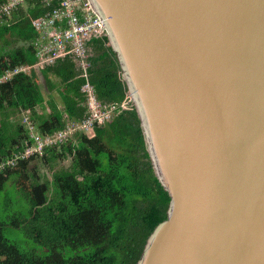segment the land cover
I'll list each match as a JSON object with an SVG mask.
<instances>
[{
    "label": "water",
    "instance_id": "obj_1",
    "mask_svg": "<svg viewBox=\"0 0 264 264\" xmlns=\"http://www.w3.org/2000/svg\"><path fill=\"white\" fill-rule=\"evenodd\" d=\"M165 219L135 264H264V0H88Z\"/></svg>",
    "mask_w": 264,
    "mask_h": 264
},
{
    "label": "trees",
    "instance_id": "obj_2",
    "mask_svg": "<svg viewBox=\"0 0 264 264\" xmlns=\"http://www.w3.org/2000/svg\"><path fill=\"white\" fill-rule=\"evenodd\" d=\"M33 5L0 24V77L37 60V33L28 16L51 7ZM88 46L85 78L65 58L37 70L42 82L35 73L19 72L0 83V163L33 143L21 122L24 112L38 136L60 132L67 119L86 117L85 83L101 104L117 107L110 122L93 127L91 137L76 132L44 148L41 165L50 176L28 168L37 155L0 172V264H135L165 219L169 198L153 175L136 114L118 108L126 88L114 53L105 37ZM67 159L68 166L54 170L55 162Z\"/></svg>",
    "mask_w": 264,
    "mask_h": 264
},
{
    "label": "built area",
    "instance_id": "obj_3",
    "mask_svg": "<svg viewBox=\"0 0 264 264\" xmlns=\"http://www.w3.org/2000/svg\"><path fill=\"white\" fill-rule=\"evenodd\" d=\"M51 8L43 15L32 18L28 16L31 26L37 33L34 41L36 62L33 65L22 66L13 71H7L0 77V83L10 79L14 74L22 72L29 74L28 69H43L57 60L71 58L82 70V77H86L85 70L88 67L90 55L89 42L92 39L105 37V29L102 21L93 12L88 0H5L0 4V24H7L15 15L34 8V2ZM55 4L53 7L52 5ZM26 15V14H25ZM81 92L85 99L87 115L82 120H66L65 128L51 136H38L34 126L25 120L26 129L33 143L19 155H13L10 159L0 163V172L7 166H13L17 160L28 158L32 155H42L47 146H58L65 142L74 133L85 134L91 137L95 125H103L110 122L117 107L101 104L95 96L93 88L85 83ZM121 110H130L132 104L128 95L118 107Z\"/></svg>",
    "mask_w": 264,
    "mask_h": 264
},
{
    "label": "rangeland",
    "instance_id": "obj_4",
    "mask_svg": "<svg viewBox=\"0 0 264 264\" xmlns=\"http://www.w3.org/2000/svg\"><path fill=\"white\" fill-rule=\"evenodd\" d=\"M19 45V44H18ZM13 47V46H12ZM27 73H35V75H36V78H37V80L39 81V82H42L41 81V79H40V77L38 76V73H37V69H32V70H30V69H28L27 71H26ZM55 97H57V95L55 94L54 95ZM28 119V115L26 114V112H24L23 114H22V120H21V122L26 126V123H25V120H27ZM36 131H34V130H32L30 133L31 134H34ZM90 136H92V135H90ZM43 154V153H42ZM40 154L37 156V158L34 160V161H32L29 165H28V168H32V167H36V168H38V169H40L41 171H45V174H47V175H51V172L48 170V166H46V165H41V160H40ZM64 165H66V166H68L69 165V159H67V160H64V161H57V162H55L54 164H53V167H54V170H57V169H59L60 167H64ZM15 180H16V178L15 177H12L10 180H9V182H8V185H11V184H13L14 182H15Z\"/></svg>",
    "mask_w": 264,
    "mask_h": 264
},
{
    "label": "crops",
    "instance_id": "obj_5",
    "mask_svg": "<svg viewBox=\"0 0 264 264\" xmlns=\"http://www.w3.org/2000/svg\"><path fill=\"white\" fill-rule=\"evenodd\" d=\"M66 166V165H65ZM43 172V171H42Z\"/></svg>",
    "mask_w": 264,
    "mask_h": 264
}]
</instances>
